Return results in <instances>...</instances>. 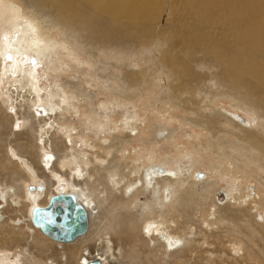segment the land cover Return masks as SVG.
Listing matches in <instances>:
<instances>
[{"label":"bare ground","instance_id":"6f19581e","mask_svg":"<svg viewBox=\"0 0 264 264\" xmlns=\"http://www.w3.org/2000/svg\"><path fill=\"white\" fill-rule=\"evenodd\" d=\"M38 1L51 3L56 11L53 10L57 24L78 42L83 38L90 47L112 48L116 53L129 50L140 59L143 52L138 51V46L150 42L157 45L160 52L157 69L154 70L151 64L133 72L129 79L125 77L119 80V95L134 100L135 96L127 94L134 87L140 90L135 95L145 90L153 93L158 85L157 74L166 73L161 81L166 83L163 87L167 93L165 101L160 102V108L167 111L177 107L182 109L184 119L198 131V143L191 149L168 151L158 157L149 148L145 157L150 162L148 166L138 165L140 151L133 154L132 150L123 146L118 149L119 153H124L131 163L124 165L117 162V166H123L119 172L105 165L103 170L106 172L98 175L100 166L96 165V161L104 163L107 160L115 146L113 140L108 141L109 135H104L100 142L81 140V129L68 117L71 112L80 111V97L89 94L81 91L79 96L75 87H63L60 94L48 91L39 68L50 59V28L42 26L32 13L12 0H0V14L9 17L0 23V144L8 140L2 135L6 130L9 136H29L26 137L29 140L22 143L9 141L4 153L0 151V167L16 166L13 173L17 170L21 173L15 182H8L0 175V194L4 200L0 203V243L25 241L27 246L41 250L61 247L66 250L67 262L75 255V263L70 264H88L96 259L104 264H113L115 257L108 234L120 232L123 239L125 236L133 244L137 240L133 231H139L151 250L161 249L163 255L184 252L186 260L197 259V255L192 258V254L197 253L196 248L201 243L194 242V228L190 223L193 224V217L201 213L205 227L223 225L221 233L212 230L211 235L215 239L221 240L219 235L229 240L231 237L233 250L243 249L242 259L254 260L252 264H264V215L263 221H258L257 215L251 212L253 203L259 202L264 207V182L260 180L262 176L257 179L264 172V0H183L184 10H194L201 23L189 29L186 21H183L173 36L168 34L164 44L162 40L153 41L151 36L156 19L154 9L161 10L162 0ZM213 23L222 25L225 33L218 37L201 25L210 28L209 25ZM155 32L156 28L154 35ZM161 33L158 31L159 36ZM229 37L231 40H228ZM144 59L150 61L151 57ZM197 67L216 70L211 74L201 73ZM207 81H212L216 89L208 86L205 90ZM208 95L210 99L224 96L235 100L233 108L250 112L253 118L244 119L237 112L226 111L222 114L220 109L204 113L201 109L205 106L201 103ZM40 107L46 113H41L38 110ZM82 114L91 126L104 128L93 107ZM133 119L140 122L132 123ZM142 119L133 116L123 119V131L129 129L130 132L128 138L124 139L130 140L145 132ZM255 119L258 122L252 124ZM155 128L152 134H147L148 141L154 145L160 138L169 136L158 125ZM222 132L231 134L235 140H225L219 135ZM59 133L62 136L58 137ZM78 143L84 148L80 159L88 167L87 170L71 151ZM99 150L106 155L99 154ZM201 154L212 155L213 158H204ZM34 157L37 159L36 166L32 162ZM231 159L235 160V167L228 170L230 175L224 174L225 163ZM68 165L69 170L66 169ZM200 165L206 171L197 168ZM40 168L41 172L38 171ZM198 172H202L203 177L198 176ZM239 172L243 175L240 182L237 176ZM226 177L229 188L222 189V194L216 186L218 180H226ZM252 177L258 182L257 188L247 185ZM198 184L203 189L200 193L196 190ZM57 195H72L77 205L87 213L86 231L69 242L49 236L42 228V222L35 221L36 210L47 206L51 198ZM143 195L147 198L144 202L141 201ZM104 205L106 209L102 213ZM191 209L193 216L189 222L183 212ZM9 211L16 214L21 212L16 224L10 223L12 215L3 219L4 213ZM60 212L65 213L62 209ZM101 214L105 222H102ZM209 214L212 215L211 219L207 218ZM180 215H183L184 225H180ZM96 223L97 226H94ZM105 230L107 235L103 234ZM203 234V245L206 246V242L211 241H207V231ZM191 235L194 239H191ZM248 241L251 246H257V250H251V254L247 249ZM26 245L17 252L16 247L1 244L0 264H32V253L25 248ZM137 249L138 246H135L133 252H129L131 257L137 254ZM208 249L202 250L207 253ZM24 251L29 253L25 259L22 257ZM12 252L17 257L15 261L12 260L15 258L9 260L4 256L5 253L10 256ZM253 253L259 256L260 262ZM233 258L236 260V255ZM203 259H206L204 255L199 264H204ZM211 264H216V261L212 260Z\"/></svg>","mask_w":264,"mask_h":264},{"label":"rangeland","instance_id":"374dc122","mask_svg":"<svg viewBox=\"0 0 264 264\" xmlns=\"http://www.w3.org/2000/svg\"><path fill=\"white\" fill-rule=\"evenodd\" d=\"M12 1L13 3L19 4L27 12L32 13L36 17V19L42 24V26L48 29L50 28L49 34L52 35L51 40H50V46H49L50 48L49 58L50 59L45 62V65L42 64V66L39 68L40 72L43 73V76L45 79V80L43 79V83L45 84L46 87H48V91L50 90V92L53 94H56V93L60 94L63 87L70 88V89L75 87L77 89V93L79 94V96L82 94L81 91H84L86 95L89 94L88 96L82 95L80 97L81 99L78 102L79 107H80L79 112H73V113L71 112L70 116L68 114V117L72 119V122L76 126H78V128H80L82 131V135L80 139L81 140L90 139V141L92 142H100L101 138L104 137V135H109L111 140L109 139L108 141L110 142L113 140L112 142L115 144V146L112 149L113 151L111 152V155L108 156L107 160L104 163H100L96 161V165L100 166L97 170L98 175L102 174L103 172H106L105 170H103L105 169L104 167L105 165L110 166V167L106 166V168L111 170L112 169L111 167H113V169H116V171L119 172L123 170V166L122 165H121L122 167L120 165L117 166L116 165L117 162H118L117 164L121 163L124 165H127V163H131L130 162L131 159L129 158L126 159L127 157H124V153H119V150L123 146L129 150H132L133 154L140 151L139 155L141 156V160L144 162L140 160L138 162V165L148 166L150 162L145 160V157L147 156L146 154H148L150 149H152L151 151H153L155 156L158 157V156H162L168 151L178 152L182 148L186 150V149L193 148L194 145H197L198 131L197 129H194V125L192 123L184 119L186 118V117H183V114H185V112L178 107L177 109H170L169 111H167L166 109L163 110L160 108L161 107L160 102L165 101L164 98L167 93V89L163 87L165 86L166 83L164 84V81H161L162 80L161 77H165L166 73L157 74L158 77L156 79V82L158 85H157V88L153 90L154 91L153 93H148V90H145L144 93L135 95L140 90L134 87V88H131L129 92L127 93L128 95H131L132 97L135 96L136 98L134 100L124 99L119 95L121 94L120 93L121 87L118 83L119 80L125 79V77L129 79L132 76L133 72L139 71L145 67L147 68L151 64L154 67V70L157 69L156 67L158 66V60L160 59V52H158L157 45H153L150 42L151 44L149 43L145 45L146 47L144 45L138 46L139 48L138 51L143 52L142 57L143 56H145L144 58L151 57L150 61H147L146 59L142 57L138 59V55L136 56V54H134L133 52L129 50L128 51L122 50L123 52L116 53V51L113 50L112 48H109V50L108 49L104 50V49L98 48L97 46L90 47L89 45H86V43L83 41V38H81V41L84 43H82L81 41L78 42L77 40L73 38V36L69 32H66L65 30L61 28V26L57 24V19L55 18L56 15L54 13L55 8L53 7L51 3H39L38 0L37 1L12 0ZM161 7L162 8L161 10L159 8V11L154 9V12H156V19L153 22L154 27L151 33V36L153 37V41L157 40L156 42H158V40H162L163 44L166 43V38L168 34L173 36L177 30V27L182 25L183 21H186L187 28L189 29L194 28L196 26L198 27V25L201 23V20L198 19L194 10L189 9V8H186V11L184 10L183 0H162ZM0 16H1L0 17L1 24L9 19V17L3 14H0ZM3 16H5L6 19H4ZM215 24L217 23L210 24L209 25L210 28H205V25L203 24L201 25L206 31L219 37L222 34H224L225 31L222 25H215ZM155 28H156V32L154 35ZM158 31H162L160 36L158 35ZM228 40H231V38L229 37ZM176 45H177V42L175 41V46ZM94 47H97V48H94ZM59 62L61 63V65ZM53 65L56 67L54 68ZM197 70L199 72L201 71V73L211 74L212 72L216 70V68L207 69L206 67H197ZM208 86L213 90L216 89V87L212 85V81H207V86L205 85L204 89L206 90ZM155 98L156 99L158 98L157 99L158 101L154 100ZM210 98H211L210 95L206 96V98H204L203 102L201 103V105L205 106L201 109L204 113L209 114L213 110L220 109L222 114L225 113L226 111L237 112V114L241 115L244 119H247V117H249L250 119L251 117L253 118V115L250 112L236 110L235 108H233V103L236 102L235 100L233 101L232 99H229L224 96L216 97L214 99H210ZM205 104L208 106H206ZM91 107H93V109L98 112L97 117L100 121H102L104 128L100 129L97 127L98 128L97 129L91 126L89 122L85 121V116L82 113L83 111L91 110ZM170 114L173 115L172 118H170ZM0 115H2L1 111H0ZM126 116H133L138 119L143 118L141 120V123H142V128L144 129L145 132L139 135L138 137L131 138L130 140L124 139V137L128 138V134L130 133L128 132L129 129L128 130L124 129L125 131H123L121 127V125L124 123L123 119H125ZM135 121L136 120L133 119L132 123L137 122ZM256 122H258V119L253 120L252 124L253 123L256 124ZM157 125L159 126V129L164 131L163 132L164 134L168 133L169 136L165 138L164 137L160 138V140L156 143V145H154L153 143L148 141L147 136L150 133L152 134L155 131L156 129L155 126ZM226 127L227 126H225L224 128ZM8 133L9 131L6 130V132L2 134L3 137L5 139L8 138V140L7 141L5 140L0 144V151H2L1 154L4 153L5 146L8 144L9 141L15 144L16 142L22 143L24 141L29 140L27 139L29 138V136L26 134L9 136ZM219 135L221 137H224V139L227 141L235 140V137L227 132L219 133ZM57 136L59 137L62 135L61 133H59ZM138 138H141L143 140L141 141V139H138ZM149 145H151L152 148ZM71 151L73 153V156L79 162V164H82V167L87 170L88 167L85 166L82 159H80L81 158L80 154L84 153L83 152L84 148H82L80 143H78V145L76 146L74 145ZM99 154L104 155V156L106 155L105 152L102 150H99ZM201 156L204 158H207V157L213 158L212 155H202L201 154ZM108 161L110 162L108 163ZM32 162L34 163V166L37 165V159L35 157L33 158ZM202 166L203 165H200L197 168H199L202 171H206V169H204ZM69 167L70 166L68 165L66 169L69 170ZM234 167H235V160L231 159L229 160L228 163H225V166L222 172L224 174L226 172L227 175L228 174L230 175L228 170H232ZM225 168L226 170H224ZM16 169H17L16 166H12V165L8 166V168L0 167V175L4 180L6 179V181L8 182H15L19 178V176H21V173L18 170L16 171V173H13V170L15 171ZM38 171L41 172V168ZM222 172L220 173L222 174ZM237 176H239L238 178L239 182L243 180V177H242L243 175L241 172H239ZM259 176L260 177L262 176L264 178V172L258 175L257 179L260 178ZM262 177L260 178V180L264 182V179ZM224 179L218 180V184L216 186L217 191H223L224 189L229 188V184L227 180L228 178L226 177V180ZM257 183L258 182L256 181V179L252 177L250 178V182L247 185H251L252 187L257 188ZM196 190H197V193H200L203 190L202 185L198 184L196 186ZM262 191L264 192V188H262ZM197 196L200 198L199 194H197ZM146 199L147 198L145 195L141 196L142 202L146 201ZM106 206L104 205L103 208L101 209L102 213L105 212ZM252 207H251L252 214H254V216L257 215L256 219L258 221L260 220L263 221L262 215H264V207L261 206L259 202L253 203ZM184 212L188 213V215L185 214ZM184 212H183V215L184 217L187 218L186 221L190 220L189 222H191V217L193 216L191 215L192 209L189 210L188 212L186 211ZM199 214L193 217L195 218L193 220V224L190 223L192 227L194 228L193 230L194 233L192 234L193 236H195L194 238L196 241L194 242L197 243L198 241V243H201V244H198L199 247L196 248L197 253L194 252L192 254V258L195 255H197L196 257L197 259L186 260L185 256L183 255L184 252H179L176 254L168 253L166 255H163V252L161 249L151 250L150 248H148L149 246L148 244H146L147 242L145 241V239L142 238L139 231H133L134 236H137V240L135 242H138L139 240L137 244L134 242L136 245L134 243L133 244L136 247L138 246L140 250L137 249V254H133V256L131 257L130 255L132 254H130L131 253L130 251L132 250L133 252V249L135 246L125 236L123 239V236H121L120 232L119 233L115 232L114 234L113 233L108 234V237L111 238V250L115 257V261L113 264H119V263L120 264H146V263L147 264H161V263L162 264H184V263L199 264L203 255L206 257V259H203L204 264L206 263L211 264L212 260H215L216 264H252V263H255L254 260L250 261L248 259L246 260L242 259V256L244 253L243 249L242 250L238 249V251L236 252L233 250L232 248L233 246L231 244L234 241L233 239H231V237L229 240L228 237L224 238L221 235H219L218 238H220L221 240L215 239L214 236L211 235L212 230L215 232L221 233L222 230H224L223 225L216 223L217 224L216 228H215V224H212L214 227L211 225H209L210 227L209 226L205 227L204 225H206V223H203L201 220L202 214L201 213ZM9 215H12L11 216L12 220L10 223L16 224V222H18L17 219L20 218L19 215L21 216V212H18V214H16V213L9 211L7 213H4L3 219L7 218ZM183 215H180L178 217V220L181 223L180 225H184L182 222L184 221ZM101 216H102L101 218L102 222H105V219L102 214ZM197 217L198 219H196ZM207 218L211 219L212 215L210 214L207 215ZM260 223L262 224L263 222H260ZM202 224H203V227H202ZM94 226H97V223ZM17 228L18 227H16V229ZM262 228L264 229V225L262 226ZM197 230L198 232H195ZM199 230H201L202 233H200ZM210 230L211 232H209ZM105 231L103 232L104 235L107 233V231L106 232ZM206 231H207V241H211L212 243L206 242L207 245L205 246L203 245L204 244L203 243V237H204L203 233ZM196 234L198 236H196ZM192 235H191V239H194ZM244 238L247 239L246 237ZM214 241L215 242L217 241L216 244H214L215 243ZM1 244L3 246L16 247L15 251L17 252L24 245H26L25 241H19V242L6 241V242H1L0 245ZM211 244H212L211 248L207 247V246H210ZM247 245H249V247L247 248L249 254H251V250H254V249L257 250V246L255 244L251 246V242L248 241ZM25 248L29 249L30 252L32 253V257H33L32 264H44L46 262H49V263L52 262L55 264H66V263L70 264V263H75L76 261V258L74 255L72 256V258L70 257L69 261L67 262V255L65 254L66 250L61 247H58L56 249L54 247L53 248L48 247V248H45V250H41L40 248L38 249L37 247H31V246L29 247L26 245ZM201 248L202 249L210 248V250L208 249L207 253H204V251ZM5 254L4 256L6 257V259H8L7 257H9V260H11V258H15V259H12L13 261L17 259V257H14L13 252L11 254L9 253L10 256H7L8 253H5ZM211 254H214V255H211ZM253 254L256 259H259L258 262H260L261 259L259 258V256L256 255L255 253ZM28 255L29 253H27V251L26 252L24 251L22 253V257L24 259ZM134 255H135V258L138 255L137 257L138 259L137 258L135 259ZM234 255H236L237 257L236 260L235 258H233ZM207 258H211V260H208ZM196 260H197V263H194Z\"/></svg>","mask_w":264,"mask_h":264},{"label":"water","instance_id":"95a60500","mask_svg":"<svg viewBox=\"0 0 264 264\" xmlns=\"http://www.w3.org/2000/svg\"><path fill=\"white\" fill-rule=\"evenodd\" d=\"M41 113L46 111L40 107ZM39 113V111H37ZM243 120V119H242ZM198 176L203 177L202 172ZM39 188H42L41 186ZM222 194H224L221 191ZM4 202L0 194V203ZM81 210L78 212V209ZM60 209L65 213L60 212ZM35 221L42 222V228L45 233L54 239L69 242L78 235L84 233L88 227L86 210L79 207L72 195L53 196L49 204L45 207H39L34 214ZM88 264H104L100 259L90 261Z\"/></svg>","mask_w":264,"mask_h":264}]
</instances>
